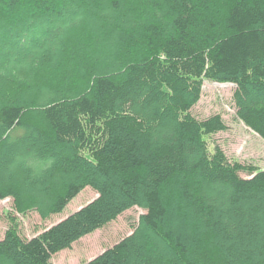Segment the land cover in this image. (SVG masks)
Instances as JSON below:
<instances>
[{
    "label": "trees",
    "instance_id": "16d2710c",
    "mask_svg": "<svg viewBox=\"0 0 264 264\" xmlns=\"http://www.w3.org/2000/svg\"><path fill=\"white\" fill-rule=\"evenodd\" d=\"M208 80L264 139V0H0V264H52L136 206L83 264H264V168L210 142L227 124L192 113ZM88 186L23 237L15 213L48 219Z\"/></svg>",
    "mask_w": 264,
    "mask_h": 264
},
{
    "label": "rangeland",
    "instance_id": "374dc122",
    "mask_svg": "<svg viewBox=\"0 0 264 264\" xmlns=\"http://www.w3.org/2000/svg\"><path fill=\"white\" fill-rule=\"evenodd\" d=\"M235 89L236 85L233 83L205 81L202 97L192 109V113L200 119L221 114L227 124V129L210 138L212 145L221 146L231 159H238L264 168V139L239 119L234 102ZM97 196V191L88 186L68 204L62 213L45 220L37 211L29 212L27 215L15 213L20 223V232L23 237L32 238L81 209ZM7 209L13 212L12 198L0 201V212L2 213L0 240L4 238L9 227V220L3 212ZM144 213L146 210L138 206L127 210L105 227L82 237L73 243L72 247L55 254L52 264H83L95 258L107 248L132 234Z\"/></svg>",
    "mask_w": 264,
    "mask_h": 264
}]
</instances>
